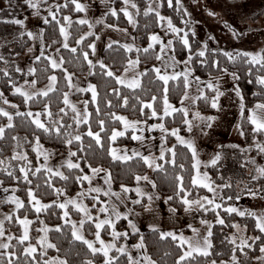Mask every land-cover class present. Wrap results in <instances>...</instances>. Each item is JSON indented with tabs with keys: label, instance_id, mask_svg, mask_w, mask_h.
Masks as SVG:
<instances>
[{
	"label": "trees",
	"instance_id": "trees-1",
	"mask_svg": "<svg viewBox=\"0 0 264 264\" xmlns=\"http://www.w3.org/2000/svg\"><path fill=\"white\" fill-rule=\"evenodd\" d=\"M94 0H77V2H92ZM104 1V0H98ZM106 1V0H105ZM112 10L105 16V21L120 29H127L129 20L120 11L124 7L123 0H110ZM152 0H130V3L137 5L134 12V23L130 33L132 39L137 45V48L127 50L122 43L110 42L105 45L102 51L101 62L104 63L106 69L111 70L115 76H119L126 68L130 58L135 57L139 61V66L142 67L141 73L145 75L139 76L140 87L129 88L126 84H117L114 78L104 75L105 69H101L99 63L88 64L84 59V52H87L88 59L92 60V48L88 47L93 45L95 34L88 35V23L80 24L79 20L75 18L81 15L82 11H77L75 5L71 0H41L40 9H44L49 4H55L54 13L56 20L52 19L51 15H46L49 23L45 24L44 20L40 26L42 28V42L43 47L37 56H41L40 60L37 57H27L26 62L29 68L26 70L17 71L15 67V60L22 57L25 50L30 46L31 38L22 24H16L12 21L18 20L21 16H30L34 10L29 6L26 0H5V5L0 8V92L4 98L15 105L17 111L11 115L12 128L6 127L9 121L6 122L5 116H0V126L5 127L4 135L0 138V185L12 187L15 196L24 204V208L17 209V214L11 216V220H6L8 229L14 231V236L9 243L10 247L5 253V256L0 259V264H8L11 259L12 264H30L31 257H27L23 250L27 245L25 241L23 244L19 243L18 236L21 233V224L17 223L16 217H27L31 223L32 231H37L36 227L40 223L47 226V239L49 243L54 244V248H45L43 251L37 250L33 255L40 264L47 259L48 256L56 255L68 264H86L91 260L93 264H104V257L102 253L93 255L79 240H75L72 236V225L68 221L62 219V210L53 200L57 197L58 189L67 195L75 194L80 187H83L84 181L77 182L76 177L81 176V173H89L92 168L104 167L107 175L111 176V186L115 189L121 188L123 185L130 189L128 195L135 197V191L132 184L137 176L144 175L148 170V165L141 159L140 156H132L131 159H113L110 150L116 147L129 145L133 142L132 129H123V123L113 119V114L116 116H123L126 119L134 121H161L166 129L165 133V147L163 150V158L161 159V152L158 153L156 164L161 167H156L151 172V181L155 185L154 190L159 194L165 202L175 212H180L184 209L185 204L182 203V197L186 199L198 198L200 196H209L211 192L208 188L203 186H194L191 183L194 168H193V155L186 144H181L172 135V130H176L181 135L188 136L189 129L187 124L184 123V115L182 113H173L170 116H163V97L164 85L163 82L157 78L156 73L153 71V64L156 62V56L159 55V47L156 43L152 44V48L148 52L143 49L149 45V37L152 32L158 29V19L156 11L144 15L145 10L149 7ZM160 4L159 12L170 19L172 25L183 27L185 34L189 40V47L183 45L181 39L182 33L173 35L168 32V37L172 41L173 55L178 61H184L191 56L189 61V69L192 73L199 77H214L220 75L224 69L235 75V85L242 97L241 103L245 106V111L238 114L237 124L242 130V137L245 144L259 135H262L264 141V131L254 132L251 123L247 117L249 109L258 103H264V85L257 84L256 78L264 76V68L260 65H250L245 63L242 58H237L235 61L230 60L224 55V51L219 48L209 49L206 48L205 56L200 57L198 53L203 46L202 41L196 38L192 31L194 20L186 14L182 4L177 9L175 0H172L173 6H168V0H158ZM61 6V7H58ZM116 11V15H112V11ZM69 17V21H65L64 17ZM71 19V20H70ZM59 21V23H57ZM67 24V39L65 42L69 45L68 48L61 46L64 42V35L60 33V28ZM66 28V27H65ZM96 30L100 29V24L95 26ZM181 32V31H180ZM84 39L81 43L77 44L76 41ZM111 44V47L109 45ZM76 48V52L71 49ZM58 49L60 61L63 60L61 67L52 68L49 55L52 50ZM237 52L242 51L232 50L230 53L235 55ZM260 53H264V48ZM189 60V59H188ZM206 61V63H202ZM213 61L218 62V66H213ZM29 69H35L30 72ZM251 69V71H250ZM7 72V75L4 73ZM66 72L75 74L77 76H85L89 84L95 85L97 90V102H91V92L82 91L75 93V98L88 101L87 105V120L88 123H76V112L72 108L65 105L63 102V95L68 89V80L65 79ZM54 73L57 77L54 91L49 92L48 96L31 95V100H25V97L20 93L13 91V86L25 80L35 81V85H40L48 79L49 75ZM168 100L175 107L180 108V100L185 93L183 76H180L175 81H169L168 84ZM113 89H118L120 95L113 94ZM214 93L213 88L209 89L204 86L203 96L207 99H196L191 103V107L195 108L199 113L208 117L214 113V108L211 106V97ZM155 96L157 99L152 100ZM124 97L128 98V105H123ZM139 97V101L136 99ZM108 101H111L109 106ZM140 101L144 103H152L153 107L157 110L158 115L152 117V109L145 108L141 112ZM45 105L47 110L52 113L48 116L45 112ZM63 108L64 112L60 109ZM97 108L100 109L97 113ZM27 110L35 115L41 113L40 119L49 128L48 132L38 129L31 123L32 117L18 116L17 112L27 113ZM163 116V120L160 117ZM103 120L104 131H101L99 121ZM209 121L206 120L202 124V129L207 128ZM71 125V127H68ZM63 126V127H61ZM78 126V128H77ZM60 128V132L55 131ZM91 129L94 133L100 134V143L86 135ZM124 131L125 135L117 137L115 141L110 139L112 130ZM152 130L151 133L155 132ZM75 135H80L81 140L68 144L66 141L72 139ZM12 137H17L13 140ZM39 138V144L47 147L46 151L49 156L48 159L55 156L59 151L68 150L69 152H76L75 157L71 159L75 163L80 164L78 169H68L67 165H62L61 172L68 177L67 180L61 179L52 173L47 172L46 166H38V158L35 152V145ZM172 149V152L167 151ZM246 149H241L238 145L231 143H221L215 148L216 156L219 155L220 159L215 164H206L204 170L208 173L211 183L218 185V196L221 207L213 210L212 206L207 203L204 208L197 209L198 217L202 220L209 221L211 224L212 236V253L209 257H203L194 253L195 259L189 258L182 261L181 264H207L212 260H229L233 256L232 249L240 244L241 239L247 240L251 247H246L244 253L239 250L235 253L239 264H252V259L259 253V249L264 245V233H261L256 228V219L254 217L244 216L241 217L237 213L229 214L224 211L225 208L235 204L241 195H249V191H254L264 199V177L253 180L255 176L254 167L250 162L244 158L246 156ZM158 151V150H156ZM214 152V153H215ZM174 153V155H173ZM26 156L27 160L12 159L13 156ZM45 162V160H44ZM24 167L28 172V183L24 180V173L20 169ZM40 168L39 172L36 169ZM11 172L12 177L8 175ZM36 172V175H32ZM177 177L182 178L178 180ZM48 182V183H46ZM49 183L51 186H49ZM230 185V187H223V185ZM183 186L184 192H180ZM31 189L33 195L42 201H50L48 204L51 207L42 209L36 212L28 201V190ZM88 192V191H87ZM179 193V194H178ZM91 192L87 193L85 201L88 205L92 203L93 196ZM256 195V196H257ZM169 197H172L169 200ZM231 198V199H229ZM140 204H132L134 208L144 206V197L138 198ZM95 207L91 205L90 209L96 213L99 200L95 202ZM68 214L70 216L79 217V211L72 204L67 206ZM207 209V211L205 210ZM250 210L251 209H243ZM242 210V211H243ZM217 213L219 217L224 219L225 224H216ZM93 220L96 217L92 216ZM82 228L87 237H92L95 232L94 222L84 220ZM118 227H126V222L123 218L116 221ZM232 224L240 225L239 231L231 227ZM59 228L60 231H56ZM151 229H145L138 232H132L129 235L131 241L140 240L141 236L144 238V250L148 257H150L156 264H176L179 256L182 255L183 246H180L178 241H173L171 237L160 238V230L154 232ZM102 232V231H101ZM105 236V232H103ZM260 236L261 240L252 243L249 238ZM32 238V236H31ZM232 238L236 239V244L230 243ZM8 252L16 253L15 256L9 257L6 255ZM44 255L41 256L40 253ZM110 257H116L113 264H127V252L118 253L116 250L109 251ZM34 264V262H32ZM233 264V261L230 263Z\"/></svg>",
	"mask_w": 264,
	"mask_h": 264
},
{
	"label": "rangeland",
	"instance_id": "rangeland-1",
	"mask_svg": "<svg viewBox=\"0 0 264 264\" xmlns=\"http://www.w3.org/2000/svg\"><path fill=\"white\" fill-rule=\"evenodd\" d=\"M40 1L41 0H31L32 3L37 4L36 8H33L34 12L32 15L27 16L23 15L21 16L18 20L23 21V27L25 29V32L27 33H32L31 38V43L30 46L25 50L24 54L22 57L18 58L15 60V67L20 70H26L29 68V64L26 62L27 57H36L40 52L43 47V42H42V28L40 26L41 22L46 18V15H48L50 12L54 13V9L56 7L55 4H49L47 5L44 9H40ZM111 4L110 0H104V1H98L94 0L91 3L90 2H80V4L84 5L87 7L91 4ZM79 3V2H78ZM180 3L182 4L184 11L186 12L187 15L191 17V20H194L193 23V33L195 34L196 38L202 41L203 46L200 48V50H205L206 48L209 49H216L219 48L224 52L230 53L232 50H238L242 52H249V53H260L261 49L264 48V0H180ZM5 5V0H0V8ZM149 6L155 8L156 11L159 12L160 4L158 0H152L149 4ZM124 7L128 8V11L132 14L133 20H134V12L135 9L131 7V3L128 5L124 4ZM123 7V8H124ZM86 13L85 16L79 15L75 19L76 20H81L84 19L87 16V11L84 9ZM160 13V12H159ZM161 16H163L165 19L164 20H158V29L155 32H152L150 35H156L158 36L159 42H153L149 39V44H154L156 43L159 47V56L161 57L160 60H156V62L153 64V68H160L161 69V74H167V75H173L176 73H183L186 70L189 69V60L185 59L184 61H178L175 59L173 55V49L172 45L169 47L168 46V41L171 40L170 37H168V32L171 30L168 28V19L164 15L160 13ZM106 16V15H105ZM97 17V16H96ZM102 20V17H100ZM71 20V19H70ZM88 23L91 25L88 27V30L86 33H93L96 34L99 32L98 30L95 29V26L93 27V23L91 22L98 20L97 18H92L91 16L86 18ZM108 26L111 25H106L105 30L102 31L100 34L99 39L97 40L96 44V50L97 53L95 56H93V48H92V63L97 62V57H98V50L101 48V44L104 41V44L107 45L110 42H119L124 45H130L131 47H135L136 44L130 39V31L132 29L133 23L129 22L128 30L127 29H117L120 33H110ZM174 26V25H173ZM112 27V26H111ZM175 28L178 29L177 32L172 34H178L182 33L180 36H184L185 32L183 30V27H177L174 26ZM65 28V26H64ZM107 30V31H106ZM117 31V32H118ZM181 31V32H180ZM132 36V34H131ZM65 42V36H64V42H62L61 46ZM94 44V42H93ZM206 46V47H205ZM132 47V48H133ZM57 51V49H55ZM103 51V50H102ZM53 54V53H52ZM56 54H53L55 56ZM102 56V53L101 55ZM54 59V57H53ZM52 60V59H51ZM132 61H136L137 59L135 57L130 58ZM129 60V61H130ZM95 61V62H94ZM128 61V62H129ZM187 61V63H185ZM61 67V66H60ZM56 69V68H54ZM127 69V71H125ZM122 73L119 75L121 79L125 81L124 84L130 83L133 79H139L138 75L139 73L142 72V67L139 66L137 63L134 66H129V63L127 64ZM67 74H71L69 72H66ZM55 75L54 73L50 74V76ZM75 75V74H74ZM77 76V75H76ZM234 74L223 71L220 75L217 76H208V77H199L192 73L188 79L190 81V84H195L198 87L196 88H191L190 87L187 89L188 92V99L184 100L183 103H181L182 98L184 97V94L180 100V108H186L188 109V115L187 117L184 116L185 119H188L191 121L192 128L191 131H189V135H181L177 133L179 137L184 139L185 141H191L196 149L197 145V139L198 137L202 134L203 132H206L208 130L209 124L211 125V129L209 132V136L212 137V134H214L216 127L221 128L223 130V134L219 135L221 136L220 138L213 139L215 141V146H207L205 151L203 153L200 152V149L196 150V159H193V164L199 161L198 167L194 168V175L197 174V171L200 173L201 176H203L205 173L207 174V177L209 178L208 173L204 170V166L206 164H212V160L215 159L216 157V152L215 148L217 145H220L221 143H231L234 145H238L241 149H246L244 150L247 154L245 156V160L250 162V164L253 165L254 167V172L255 176L257 175L256 169L258 167H264V152H261L256 145L259 144L262 147H264V141L262 140V135L256 136L251 143L245 144V141L243 140L242 137V130L239 128L237 121H238V114L240 112V107H241V98L240 95H237V88L235 85V78ZM48 77V78H49ZM83 78V82H85L86 77L85 76H80ZM196 77L200 78L199 83L195 80ZM72 78V77H71ZM87 82V80H86ZM213 84V90L214 93L212 94L211 100L214 96H216V90L218 89L223 95H220L218 97V107L214 108V113L211 117H214L213 120L209 121V124L207 128L202 129V124L206 119H198L194 118V113L199 112L195 108L191 107V103L193 102V98L200 96L201 92L203 93L204 86H207L208 83ZM50 85L49 79L46 80V82L40 84V85H35L32 83L30 80H25L17 85L13 86V91H15L16 88H20L21 92L27 93L28 95H33L34 93H39L41 91H46L48 86ZM89 83L87 82V86ZM191 86V85H190ZM88 88V87H86ZM83 88V89H86ZM77 89V88H76ZM77 92H82V91H76L74 90L73 97H75V93ZM1 93V92H0ZM72 98V97H71ZM70 104H71V99L68 97ZM78 99V98H77ZM6 99L2 95V98H0V108L4 109L9 113L11 116L13 113L17 111L16 107H12V103L8 101V103H4ZM81 100V101H79ZM79 100H74V104L77 105L76 109V120L77 119H84V113H85V104L84 100L79 99ZM80 102H82V105L84 109L81 110L80 107ZM79 103V104H77ZM170 103V102H169ZM171 104V103H170ZM73 105V104H71ZM172 105V104H171ZM256 105V104H255ZM255 105L251 107V109H255ZM173 106V105H172ZM174 107V106H173ZM30 110H27L29 112ZM258 115H264V111L262 110H256ZM37 113V111H36ZM201 117H208L207 114L203 115L199 113ZM250 114V113H249ZM35 115L33 116V118ZM32 118V119H33ZM8 121V117H6V122ZM127 121L131 122H137L134 120H129ZM139 123L136 124L135 129H132V134L137 135V136H142L143 131H147L148 133H151L152 130H159L160 128L158 127H152L153 125H158L161 124V121H138ZM80 124V123H79ZM78 124V125H79ZM163 124V123H162ZM252 125V124H251ZM188 126V125H187ZM254 128V125H252ZM78 128V126H77ZM125 127L123 125L124 130ZM151 129V130H149ZM189 129V126H188ZM226 132V133H225ZM154 133V132H153ZM155 140L160 142L161 136L160 133H155ZM153 135V134H152ZM151 135V136H152ZM151 139V138H150ZM175 139L177 142V136H175ZM208 139V138H207ZM139 140H136V142ZM157 142V143H158ZM209 147V149H208ZM164 148V147H163ZM163 148H159L158 151H145L144 149H141V156H147L149 157V160L151 161V165H148V170L147 172L139 177H147L151 181V172L153 169L157 167L156 164V158L158 156V153L162 151ZM48 150L47 147H44L42 145H35V152L38 158V166H46L48 168H51L53 171H58V163L60 157H62V154H67L69 151L64 150V151H59L55 156L47 159V161L44 159L43 155H38V152H46ZM215 152V153H214ZM132 154H128L130 156ZM208 155V156H207ZM66 159V158H65ZM60 161L61 163L65 162L66 160ZM45 160V162H44ZM70 160L75 163L71 158ZM67 165V163H64ZM63 164V165H64ZM62 168V165H61ZM60 168V172H61ZM98 169H102L105 175H107V171L104 167H97ZM82 175H87L86 173H81ZM108 176V175H107ZM136 180V179H135ZM152 182V181H151ZM207 183L211 184V187L214 189V191H210L211 194L207 196H200L196 198H191L188 199L189 201H200V203L206 204V201H204V197H207L210 200H214V203L219 202V196L218 194V185H213L211 183L210 178ZM101 191L107 192L108 190L103 187L101 184ZM134 182L132 184V188L134 190ZM153 185V184H152ZM111 191L114 190H121V188H113L110 184ZM92 188H95L92 186ZM154 188V187H153ZM7 189V191H5ZM61 190V189H58ZM147 190V189H146ZM88 188L86 187V184L84 183L83 187H80V189L75 193V195H67L63 193L62 191H58L57 197L53 200L55 203L58 205L60 203H66L68 200L71 199H76L77 204H83L88 208V212L93 216L95 214V218L93 220L96 221L97 218L99 219H111L114 221V227L115 230L118 232H127L128 235L121 236L119 237L115 243L117 247L123 246L126 249V252L129 255L133 257L134 260H139L140 264H144L143 257L147 255L145 253L144 248L143 249H137L133 247V245L137 244L140 242V240L137 241H131L129 239V235L133 232L131 227L129 226L128 221L131 220L130 215L124 210H121V216L126 214L127 219H124L126 222V227L120 228L117 226L115 220V216L112 214V206L105 200H112V196L109 195H104V197L94 194L91 192L93 197H98V199H92V203L88 205L85 201V197L87 195H78V193H88ZM156 192V191H155ZM136 195V194H135ZM15 196L13 192L12 187H6V186H1L0 185V221H3V230H4V236H0V244L2 243H10L11 240L8 239L9 236H14V231L8 229V225L6 226V219L5 216H12L17 214V208L14 203H11L8 201L9 197ZM129 196V195H128ZM146 199L144 198L143 202L144 205H148V195H144ZM158 197H156V203L154 204V208L151 209V211H145L143 213H138L140 217L143 219L144 224L146 228H140L143 227L141 224L140 227H137L138 231H142L145 229H151V228H157L160 230V232H172L175 233L176 235L183 234L185 238H190L192 243L195 245L198 241L202 243L203 237L207 235L208 233V227L204 224L201 223L202 219L198 217L197 214V209L201 208L199 204L197 203H192L190 206L185 205L184 209L180 212H175L172 211V208L165 202L163 197H161L159 194H157ZM16 197V196H15ZM36 197V196H35ZM132 201L134 200H139L138 198L135 199L134 197H130ZM41 204H50V201H42L39 198L36 197ZM99 200V203L97 205L98 209L96 213H93L90 209L91 205L93 206L96 204L95 202ZM145 200L147 201V204H145ZM29 201V197H28ZM30 203V201H29ZM31 207L35 210L33 207V203H30ZM69 204H67L68 206ZM105 206L109 209L107 213H100L99 208L101 206ZM74 206V205H73ZM75 207V206H74ZM229 207H235L238 209V211H242L243 209H251L252 211H255L258 215L261 213H264V199L262 196L257 195V196H252V195H241L238 199V201L229 206ZM76 208V207H75ZM143 207L137 208V210H143ZM136 209V208H135ZM186 209H188L186 211ZM62 213V219L64 221H68L72 225V231H73V225L76 226V228L79 230V232L84 236L85 239L91 241L95 247H99L98 242L95 240V232L92 237H87L84 234L83 228L80 225L81 220H87L85 213L79 211V217H73L70 216L69 214L67 216H64V212L66 211L67 213L69 212L67 207L64 209H61ZM78 210V209H77ZM120 212V210H118ZM25 217V216H24ZM24 217H16L18 219H23ZM29 219V218H28ZM30 220V219H29ZM31 221V220H30ZM132 221V220H131ZM209 222V221H208ZM191 226V227H190ZM47 228L45 225H41L40 223L37 225L36 230L37 231H32L31 229V224L28 225V235H29V241L27 242L28 244H32L37 247V250L43 251L46 247H44L42 244L38 243L42 237L46 235L47 233L41 231V229ZM195 228L198 230L199 235H195L192 231V229ZM96 231V230H95ZM101 239H103L106 243L112 242L113 238L111 236V231L112 228L110 227H105V229H101ZM24 232V227L21 225V233L19 234L18 238L23 235ZM107 235L105 236L104 233ZM32 236V238H31ZM47 242L49 243L48 239ZM179 242V241H178ZM26 245V247H27ZM115 250V249H114ZM187 250V245H183V251ZM2 251H7V249H2L0 248V252ZM183 254V252H182ZM260 257V259H257ZM48 259H59L63 260L62 258L56 256V255H51L48 256L46 260ZM232 262V257L229 260H217L216 264H230ZM211 264V262L207 263ZM252 264H264V253H259L253 257L252 259Z\"/></svg>",
	"mask_w": 264,
	"mask_h": 264
},
{
	"label": "snow or ice",
	"instance_id": "snow-or-ice-1",
	"mask_svg": "<svg viewBox=\"0 0 264 264\" xmlns=\"http://www.w3.org/2000/svg\"><path fill=\"white\" fill-rule=\"evenodd\" d=\"M26 2L29 3V6L32 7V8H36L37 7V4L32 3L31 0H26ZM71 2H72V4L75 5V9L77 11H83L84 10V5L78 3L77 0H71ZM123 2H124L125 5H128L130 3V0H123ZM175 2H176L177 9H179L181 7L180 0H175ZM168 6L169 7L173 6L172 0H168ZM58 7H61V6H58ZM131 7L132 8H136L137 5L135 3H131ZM120 11L123 12L124 16L128 18L130 23H134L135 22L133 20L132 14L128 11L127 7L121 8ZM153 11H156L155 8L149 6L145 10L144 15H148L150 12H153ZM49 15L52 16L53 20H56L55 14L50 12ZM112 15H114V16L116 15V11L115 10L112 11ZM156 17H157L158 20H164L165 19L163 16L160 15V13L158 11H156ZM64 20L65 21H69V17L65 16ZM12 22L16 23V24H23V21H21V20H15V21H12ZM44 23L47 24V23H49V21L47 19H45ZM57 23H59V21H57ZM78 23L87 24L88 21L84 20V19H81V20L78 21ZM168 28L173 33L178 31V29L175 28L172 25V22H171L170 19L168 20ZM59 30H60V33L65 36V39H67V31H66V29L64 27H61ZM28 35L31 37L32 33L29 32ZM88 35H91V33H88ZM83 39H84V37H81L80 40L76 41V43L77 44L81 43V41ZM149 39L151 41H153V42H159L160 38L158 36H156V35H153V36L149 37ZM181 39L183 41V45L185 47H189V40L187 38V34H185L183 37H181ZM171 45H172V41L169 40L168 41V46L170 47ZM63 47L64 48H68L69 45L67 43H64ZM88 47L93 48V50H94V45H89ZM109 47H111V44L109 45ZM123 47H125L127 50H131V46L130 45H124ZM151 48H152V44L150 43L147 48L143 49V51L146 53ZM57 51H59V50H57ZM71 51L72 52H76V48H72ZM83 55H84V59L88 61V64L90 66H92V61L88 59V55L89 54L87 52H84ZM224 55L227 56L230 60H233V61H235L239 57V58H242L245 63H248L250 65H260L261 68H264V53H249V52L240 53V52H237L235 55H233L231 53L225 52ZM41 56H43V52H41ZM41 56H37L35 59L36 60H40ZM198 56H200V57L205 56V51L204 50L199 51ZM2 58L3 57H0V59H2ZM156 59L160 60L161 57L159 55H157ZM188 59L190 61L191 60V56H189ZM62 63H63V60H61L60 63H57V61L54 60V59L50 60V64H51L52 68H59ZM98 63H99V66H100L101 69H105L104 75H106L107 77L114 78L117 84H124L125 83V81L123 79H121L119 76H115V74L111 70L106 69V66L104 65L103 62H98ZM128 63H129V66H134L137 63H139V61L138 60H136V61L130 60ZM185 63H187V61ZM202 63H206V61H202ZM213 66H218V62L217 61H213ZM17 71H20V69H17ZM29 71L30 72H34L35 69H29ZM125 71H127V69H125ZM153 71L156 73L157 78L160 81H162L163 85H164V88H163V91H164L163 116H170L173 113H182L185 117H187L188 109H186V108H175L169 103L168 95H167L168 91H169L168 84H169V81H175V80H177L178 77L183 76L184 88H185V94H184V97L181 100V103H183L184 100L189 98L187 89L190 87V81H189L188 77L192 74V70L188 69V70H186L183 73H176V74H173V75H167V74H163L162 75L160 68H154ZM224 71H227V69H224ZM250 71H251V69H250ZM4 74L7 75V72H5ZM145 74L146 73H139L138 75L142 76V75H145ZM234 78H235V76H234ZM48 79L50 81V85L48 86L47 90L39 92L38 95L46 97V96H48L49 92H52V91L55 90L54 86L56 84L57 77L55 75H53V76H50ZM65 79L69 81V87H72L71 74H67L66 73ZM195 80L197 81V83H199L200 78L196 77ZM255 82L257 84L264 85V76H258L256 78ZM32 83L35 84L36 82L32 81ZM127 87L133 88V89L140 87L139 79H133L130 83L127 84ZM207 87L209 89H212L213 88V84L209 82L207 84ZM77 90L78 91H90L91 92V102L92 103H96L97 102L98 93H97L95 85L89 84L88 88H86V89H77ZM15 91L17 93H20L21 95H23L25 97L26 101L32 99V96L28 95L27 93L21 92L20 88H16ZM113 94L119 96L120 92H119L118 89H113ZM33 95H37V94L34 93ZM220 95H223V93H221L217 89L216 90V96H214L212 98V101H211V106L213 108L218 107V97ZM237 95L238 96L240 95L238 90H237ZM0 98H2V93H0ZM200 98L207 99L206 97L203 96V93L201 92L200 96H197V97L193 98V102H195L196 99H200ZM136 99L139 101V97H136ZM156 99H157V97H155V96L152 97L153 101H155ZM241 100H243L242 97H241ZM63 102H64L65 105H68L69 107H71L73 112H76L75 105H71L70 104V101L68 99V93H64ZM4 103H8V101L5 100ZM84 104H85V113H84V117L85 118L82 119V120L81 119H77L76 120L77 124H79V123L87 124L88 123V120H87V115H88V113H87V105H88V101H85ZM108 104H109V106H111V101H108ZM140 104H141L140 110H141L142 113H143V110L145 108H147V109H152V112H151L152 117H156L158 115L157 110L153 107L152 103H144L143 101H140ZM127 105H128V98L124 97L122 106H127ZM12 107H15V105H12ZM256 110L264 111V103H258V104L255 105V109H249L248 111H249L250 114L248 115L247 119L252 125H254V128H253L254 132H261V131H264V115H258ZM60 111L64 112V109L61 108ZM99 111H100V109L97 108V113H99ZM244 111H245V106H244L243 103H241V112L243 113ZM45 112H46V114L48 116L52 115V113L47 110V105H45ZM16 115L32 117L33 113L30 112V111L27 112V113L17 112ZM0 116L8 117L9 123L6 125V127H8V128H12L13 127V125L11 123L12 117L9 115V113L7 111H5L4 109L0 108ZM40 116H41V113H39V112L35 113V117L32 119L31 123L34 124L36 128L42 129L43 131L48 132L49 128L45 126V124L40 119ZM163 116L160 117L161 120H163ZM194 118H198V119H202V120L206 119L208 121H211V120L214 119V117H211V116H209V117H201L199 112L194 113ZM113 119L123 123L125 129H127V128L135 129L136 124L139 123L138 121L130 123L129 121H127V119L125 117L116 116L115 114H113ZM98 123L100 125L101 131H104V123L105 122L103 120H100ZM184 123L189 126V131H191V128H192L191 121H189L188 119H185ZM210 126L211 125L209 124V127ZM61 127H63V126H61ZM68 127H71V125H68ZM152 127H158L160 129L164 130V125L162 123L158 124V125H153ZM149 130H151V129H149ZM4 131H5V127L0 126V138L3 137ZM55 131L57 133H59L60 132V128L59 127L56 128ZM171 134L177 136V139H178V141L181 144H186L187 147L189 148V150L192 152L193 159H196V149H195L193 143L191 141H185L184 139L179 137L177 135V131L176 130H172ZM86 135L89 136V137H92L96 141L97 144L100 143V134L99 133H94L93 131H91V129H89V131L86 133ZM124 135H125L124 131H117V130L113 129L110 139L112 141H115L117 139V137H122ZM12 139L16 140L17 137H12ZM132 139L133 140H141V139H143V137L137 136V135H133ZM73 140L80 141L81 140V136L80 135H75L74 137H72V139H68L66 142L68 144H71L73 142ZM37 145H39V138H37ZM256 147L261 152H264V147H262L261 145L257 144ZM118 151L119 150H117L115 148L110 150V154L112 155L113 159L128 160V159L132 158V157H130V156H128L126 154V150H125V154L123 156L118 155L117 154ZM167 151L172 152V149H167ZM38 155H43L44 159L46 161H47L48 156H49V154L47 152H38ZM68 155L70 157H75L76 156V152H71L70 151L68 153ZM163 155H164V153H163V150H162L161 151V156H160L161 159L163 158ZM173 155H174V153H173ZM132 156H140L141 159H143V161L146 164H150L151 165V161L149 160V157L141 156V153H139V152L133 151L132 152ZM12 159L27 160V157L26 156H22V155L21 156H13ZM219 159H220V157H219V155H217L215 157V159L212 160V164H215L216 161L219 160ZM0 163H3V161H0ZM198 164H199V161L197 160V162L195 164H193V168H197ZM157 167H161V166L157 165ZM67 168L68 169H78V168H80V164L79 163H73L71 160H68L67 161ZM91 170H92L93 174H96V173H99V172L103 171L102 169H98V168H92ZM20 171L22 173H24V177H23L24 180H26L28 183H31V181L28 180V172H27L26 168L22 167L20 169ZM39 171H40V168H37L36 172H39ZM36 172H33L32 175H36ZM47 172L52 173V174H54L56 176H59L61 179H64V180L68 179V177L65 176L62 172L57 171V172L53 173V170L51 168H47ZM256 172H257V175L252 177L253 180H256V179H258L260 177H264V167H258L256 169ZM8 175L10 177L13 176V174L11 172H9ZM141 179L147 180L148 178L147 177H139V176L136 177L137 181H139ZM177 179L181 180L182 178L177 177ZM208 179L209 178L207 177L206 173L203 176H201L200 173L197 171V174L192 177L191 183L194 186H197V185L198 186H203V187L208 188L209 191H214V189L211 187V184L206 182V181H208ZM76 180H77V182H79V181H90L91 177H89L88 175H82V176H77ZM110 182H111V176L109 174L107 176L106 180H105V183L109 184V189H108L107 192H104V195L111 194V195L116 196L117 198H119V193L111 191ZM46 183H48V182H46ZM49 186H51L50 183H49ZM153 187H155V185H153ZM223 187H230V185L225 184V185H223ZM121 188H122V191L125 192V193L130 191V189H128L127 187H124L123 185L121 186ZM5 191H7V189H5ZM57 191H62V190H57ZM135 191L137 192L138 195H141V196L147 195L146 193H144L139 188L135 189ZM262 191H264V189H262ZM88 192L100 193L101 192V188H99V187L89 188ZM180 192H184L183 186H181ZM249 194L252 195V196H256L257 195L256 192L251 191V190L249 191ZM27 195L29 197L30 203H33V207L35 208L36 212H40L42 209H47V208L51 207L50 205H47V204H41V202L38 199H36V197L33 195V192H32L31 189L28 190ZM78 195H87V193H78ZM147 198H148L149 204L144 206V210L145 211H151V201L153 200V197L151 195H148ZM237 198H239V197H237ZM93 199L94 200L98 199V197H93ZM171 199H172V197H169V200H171ZM203 199H204V201H206V203L208 205L212 206L213 210L218 209V208L221 207L220 204L214 203V200H210L207 197H204ZM229 199H231V198H229ZM8 201L11 202V203H14L17 209L24 208V204L15 196L9 197ZM132 203L140 204L141 201L140 200H134V201H132ZM182 203L185 204V205H189V206L192 203H197V204H199V206L201 208H204V204L200 203V201H194L193 202V201H189L188 199L183 198V197H182ZM67 204L74 205L78 209V211H81V212L85 213L86 219L88 221H93V217L88 212V208L86 206H84L83 204H77L76 199L68 200L66 203H60L58 206L61 209H64V208L67 207ZM93 207H95V205H93ZM187 210L188 209H186V211ZM205 210L207 211V209H205ZM108 211H109V209L107 207L103 206V205L99 208V212L100 213H107ZM172 211H175V209H172ZM224 211L229 213V214L237 213L241 217H244V216L254 217L256 219V224H255L256 228L259 229V231L261 233H264V213H261V214L258 215L255 211H250V210L238 211V209L235 208V207H227V208L224 209ZM112 214L115 216V220H117V221L122 218L121 217V213L116 209L115 206H113V208H112ZM67 215H68V213L65 211L64 212V216H67ZM123 218L127 219V215L125 214L123 216ZM5 219L6 220H11L12 218L10 216H5ZM215 222H216V224H220V225H224L225 224L224 219L220 218L218 213H217V219H216ZM17 223L21 224L24 227L23 235H21L18 238L19 243L23 244L25 241L29 240L28 225H30L32 223V221H30L27 217H24L23 219H18ZM84 223H85L84 220L80 221L81 227L83 226ZM128 223H129V226L131 227L133 232H138V229H137L136 225L134 223H132L131 220H129ZM201 223L208 227V233H207V235H205L203 237L202 243H200L198 241L195 245L192 243L190 238H185L183 236V234H180L178 236V235H176L175 233H172V232H167V233L166 232H160V238L161 239H164L165 237H171V239L173 241H179L180 246L187 245V250L183 251V254L179 256V259L176 261V264H181L182 261H186L189 258L195 259L194 253L196 255L203 256V257H209L212 254L210 252V249L212 248V242L210 240V237L212 236L211 224L208 221H206V220H202ZM2 225H3V221H0V236H4V234H5ZM106 226L112 228V231H111L110 234H111V236L113 238V241L109 242V243H106L103 239H101V229H105ZM94 227L96 229V231H95V240H96V242H98L99 247H95L91 241L85 239L84 236L79 232V230L76 228L75 225H73L72 236H73V238L75 240H79L83 244L87 245V248L91 251V253L93 255H96L98 253H102L103 257H104V264H113V261L116 260V257H110L109 256V251L111 249H115L118 253H122V254L125 253L126 249L123 246L117 247L115 241L121 236H125L126 237L128 235V233L127 232L121 233V232L116 231L115 227H114V221L111 220V219H107V218L106 219L97 218L96 221H94ZM231 227L236 228L238 231L240 229V225H238V224H232ZM152 230L154 232L159 231V229H157L155 227ZM41 231L47 233L48 229L44 228V229H41ZM56 231H60V229L57 228ZM192 231H193V233L195 235H197V236L199 235V232H198L197 229L193 228ZM8 239L11 240L12 237L9 236ZM249 239L252 240V243H255L257 240H261V237L260 236H256V237H252V238H249ZM38 243L42 244L46 248H54V247H56L54 244H51V243L47 242L46 235L44 237H42L41 240ZM230 243L235 245L236 244V239L232 238L230 240ZM9 247H10V245L8 243L0 244V248H2V249H8ZM133 247H135L137 249H143L144 248V238H143V236H141L140 242L135 244V245H133ZM246 247H251V245L248 243L247 240L241 239L240 244L232 249V252H233V256H232L233 264H239V262L237 261L236 255H235L237 250H239L241 253L246 255V253H244V249ZM259 250H260L261 253H264V245H262ZM23 252H24V254H26L27 257H31L32 258V262H34V264H40V261L37 260L36 257L33 255L34 253L37 252V247L36 246H34L32 244H28L27 247L24 248ZM6 255L11 257V256H15L16 253L8 252V253H6ZM40 255L43 256L44 253L41 252ZM4 256H5V253H0V259H2ZM257 259H260V257H258ZM143 260H144V264H156V262L153 261L147 255H145L143 257ZM32 262H30V264H32ZM8 264H12L11 259L8 260ZM43 264H68V262L66 260L48 259V260H44ZM86 264H93V262L91 260H89V261L86 262ZM127 264H140V261L139 260H134L133 257L131 255H129L127 257ZM211 264H216V261L212 260Z\"/></svg>",
	"mask_w": 264,
	"mask_h": 264
},
{
	"label": "crops",
	"instance_id": "crops-1",
	"mask_svg": "<svg viewBox=\"0 0 264 264\" xmlns=\"http://www.w3.org/2000/svg\"><path fill=\"white\" fill-rule=\"evenodd\" d=\"M84 9H86L87 16L88 17L91 16L92 18H97L98 19V20L95 21V23H94V21L91 22V24L93 23V25H92L93 27L96 26V25H98V24H100V29L98 30L99 32L96 34V38L94 39V44H93L94 45L93 56H95V54L97 53V50H96L97 40L99 39L100 34L102 33V31L105 30V26L106 25H111L112 26V27L111 26H108V28H106V29H109L110 33L116 32L118 34L120 32L117 30V29H119L118 27H116V26H114L112 24H109V23H107L105 21V15L109 11L112 10V5L110 3H108V4H96L95 3V4H91V5L87 6V7L84 4ZM84 12H85V10H83L81 12V15L82 16H85L86 13H84ZM87 16L84 18V20H86ZM100 17H102V20H101ZM88 25H89V27L91 26L89 23H88ZM65 27H66L65 29L67 31V24H66ZM130 39L133 41L132 36H131V33H130ZM104 46H105V44H104V41H103V43L101 44V48L98 50L99 52H98V57H97V62L96 63L101 62L102 57L100 55L102 53V50H103ZM133 48H137V45L135 47H133ZM52 53L53 54H56L55 56H53L54 57V60H56L57 63H60L59 52L56 51V50H52L51 51V53L49 55V61L51 59H53V57H52L53 54ZM71 77H72L71 78L72 87H69V81H68V89H67L66 93H68V97L71 99V104L75 105L74 104L75 102H73V101L74 100H79V99L73 97L74 90L78 91L77 89H83V88H86L88 86H87L86 80H85V82H83L84 80H83L82 77L76 76L74 74L71 75ZM190 85H191L190 86V89L191 88L198 87L195 84H190ZM79 101H81V100H79ZM77 104H79V103H77ZM76 106L77 105H75V107ZM80 107H81V110L84 109V107L82 105V102H80ZM77 110L78 109H76V111ZM210 129H211V126L208 127V130L206 132H203L204 133V134H202L203 136L200 135L198 137L197 141H196L197 142L196 150L198 148H199L198 151L200 149H202V150H200L201 153H203V151H205V149H207L206 148L207 146H209V147L210 146L211 147L212 146H215L216 143H215V141L213 139H216V138L218 139V138L221 137L219 135H222L223 134V130H221V128H217L216 127V130H215L214 134H212V137H210L209 136ZM158 132L160 133V136H161L160 142H158L157 140H155V135H156L155 133H158ZM142 133H144V134H142L143 139H141V140H139L137 142H136V140H133V142L131 144H129V145H125V146H121V147H116L115 149L119 150L117 154L120 155V156H123L125 154V150H126V154L127 155L128 154H132L133 151H136V152H139L140 153L141 152V149H144L145 151L152 152V151L158 150L159 148L165 147V133H166V129L165 128H164V130H162V129H159L158 130L157 129L154 133H148L147 131H143ZM209 147H208V149H209ZM68 153L67 154H62V157H60V159H59V163H58V171L59 172H60L61 165H63L64 163H67V161L70 160V158H71L68 155ZM62 159L63 160L65 159L66 161L63 162V163H61L60 161H62ZM45 166H46V164H45ZM55 172H57V171H53V173H55ZM86 174L89 177H91V180L90 181H84L85 184H86V187L88 189L89 188H92V186L93 187H99V188H101V186L99 184L103 185L102 186V189H103V187L106 188L107 190L109 189V184L108 183H105V180L107 178V175H105L104 172L101 171L99 173L93 174V172L91 171V172L86 173ZM149 179H147V180L141 179L139 181L135 180L133 186H134V191H135V189L139 188L140 190H142L147 195H151L153 197V200L151 201V209H153L154 208V204L156 203V199L155 198L158 197V196H157V193L155 192V190L153 188L152 182ZM111 190H113V189H111ZM112 192L119 193V198H117L116 196H113V195L110 194L112 196L111 197L112 200H107V199H105V200L112 207L115 206L117 210H120V213H121V210L126 211L128 213V215H130V218L129 219H131L132 220V223H134L137 227H140L141 224H143L142 225L143 227H140V228H146V227H144L146 225L144 224L143 219L139 215L140 213L145 212L144 208H143V210H137V209H135L133 207V205H132L133 204L132 203V199H130L129 196H128V192L127 193L123 192L122 191V188H121V190H114ZM94 194H97V195H100V196L104 197V194H103L102 191L100 193H94ZM135 194H136V196L134 197L135 199L142 197L141 195H138L136 191H135ZM143 197L146 199L145 196H143ZM104 198H106V197H104ZM145 204H147V201L146 200H145ZM144 206H146V205H144Z\"/></svg>",
	"mask_w": 264,
	"mask_h": 264
}]
</instances>
